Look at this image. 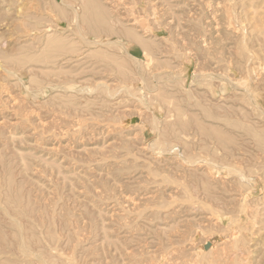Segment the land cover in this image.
<instances>
[{
  "label": "rangeland",
  "instance_id": "374dc122",
  "mask_svg": "<svg viewBox=\"0 0 264 264\" xmlns=\"http://www.w3.org/2000/svg\"><path fill=\"white\" fill-rule=\"evenodd\" d=\"M0 264H264V0H0Z\"/></svg>",
  "mask_w": 264,
  "mask_h": 264
},
{
  "label": "bare ground",
  "instance_id": "6f19581e",
  "mask_svg": "<svg viewBox=\"0 0 264 264\" xmlns=\"http://www.w3.org/2000/svg\"><path fill=\"white\" fill-rule=\"evenodd\" d=\"M137 21V20H136Z\"/></svg>",
  "mask_w": 264,
  "mask_h": 264
}]
</instances>
